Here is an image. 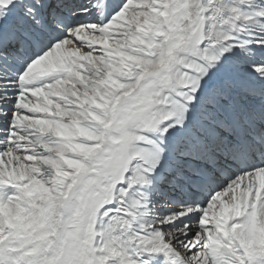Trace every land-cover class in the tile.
Listing matches in <instances>:
<instances>
[{
  "label": "snow or ice",
  "instance_id": "1",
  "mask_svg": "<svg viewBox=\"0 0 264 264\" xmlns=\"http://www.w3.org/2000/svg\"><path fill=\"white\" fill-rule=\"evenodd\" d=\"M0 264H264V0H0Z\"/></svg>",
  "mask_w": 264,
  "mask_h": 264
}]
</instances>
